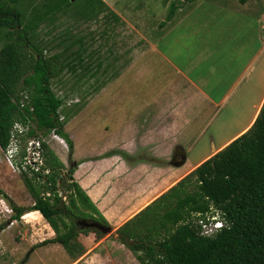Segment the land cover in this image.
<instances>
[{"label": "trees", "instance_id": "16d2710c", "mask_svg": "<svg viewBox=\"0 0 264 264\" xmlns=\"http://www.w3.org/2000/svg\"><path fill=\"white\" fill-rule=\"evenodd\" d=\"M185 1L196 0L173 2L167 21ZM11 2L0 3V28H5L0 36L4 41L0 48V147L5 150L9 146L15 123L33 124L28 137L55 132L68 143L70 167L64 172L65 164L42 141V168L48 172L22 175L34 204L20 207L1 189L0 194L11 206L14 219L34 210L46 219L55 237L40 245L58 243L70 258L79 260L86 248L76 239L78 232L95 233L98 238L105 235L81 228L76 222L92 219L105 226L110 224L74 179V143L65 131L66 122L60 118L64 101L54 92L52 80L64 71H83L80 77L93 76L96 69L87 63L92 55L83 39L73 37L70 29L45 44L38 38V28L45 17L56 12H72L83 20L99 18L105 11L115 20L120 17L104 0H59L30 19L18 7L21 0ZM66 42L69 43L62 50L52 52ZM45 46L50 48L48 55ZM203 167L211 169L212 178L206 173L203 179L198 176ZM214 213L219 214L224 226L212 236L203 235L199 220ZM114 235L141 264H264V103L246 132L128 220L111 236Z\"/></svg>", "mask_w": 264, "mask_h": 264}, {"label": "rangeland", "instance_id": "374dc122", "mask_svg": "<svg viewBox=\"0 0 264 264\" xmlns=\"http://www.w3.org/2000/svg\"><path fill=\"white\" fill-rule=\"evenodd\" d=\"M58 1L21 0L18 7L25 17L30 19L37 13H44L49 5ZM176 1L178 0H104L120 17L119 20L110 17V13L106 11L100 14L99 18L89 20L77 18L72 12H56L41 22L38 38L45 40L46 44L60 32L70 29L73 37L83 39L87 52L92 55L87 63L92 69H96L95 75L80 77L83 71L77 74L64 71L52 80L54 92L64 101L60 118L65 122L71 111L84 107L90 98L100 94L105 87L119 78H122L121 85L112 86L103 93L105 96L98 97L94 110H114L117 102L111 100L113 94L156 93L172 83H183V93L192 96L197 89L192 87L189 81H198L204 77L205 82L202 79L200 86L206 89L215 102H200L197 97L195 104L189 106L191 123L183 137V145L190 160L184 164L185 169L210 155L214 147H220L228 141L247 125L254 115L255 104H258L264 91V22L260 20L261 14L264 13V0H248L247 2H250L246 5L241 0L185 1V5L175 12L174 18L167 21L170 5ZM3 2L12 4L11 0H0V3ZM200 3L202 5L198 8L197 4ZM188 15L196 18L187 23L181 22V19ZM177 22L185 23L181 26L183 30L177 29L163 40L166 31ZM1 32H5V28H0V36ZM49 33L51 35H48ZM156 42L160 50L149 51V46L157 44ZM3 43L4 41L0 40V48ZM68 43L53 49L52 52L62 50ZM244 46L248 47L243 57L232 63L234 48H237L239 53ZM77 48L78 45L74 47ZM250 49L253 51V64L248 68ZM44 52L46 55L50 54V48L45 46ZM138 58L142 65L140 70L144 68L146 75H133L129 72L123 76L125 71L135 70L137 66L134 62ZM225 58L229 60L225 61ZM178 70L188 73V77L182 78ZM241 72L244 74L240 78ZM234 77L237 78L232 84ZM168 88L170 93L179 92L176 86ZM32 127L33 124L29 125L27 131ZM53 135L54 132L48 135L40 132L35 138L49 144L65 164L66 172L70 167V148L65 140L61 142ZM0 152L5 160L3 151ZM34 168L36 169V166ZM23 172L33 174L28 166L17 169L16 173L22 182ZM20 182L7 165L0 166V188L15 195L22 204L29 203L30 195ZM62 193L64 200L68 202L65 192ZM0 196L3 198L1 194ZM10 209L9 203L0 198V213L3 219L5 214L11 218L14 212H10ZM214 215L220 218L218 213ZM3 222L6 223L4 220ZM63 255L64 257L61 254L56 255L55 261L49 264H66L67 255ZM26 259L17 262L0 254V264H23ZM44 259L43 254H39L34 264H42Z\"/></svg>", "mask_w": 264, "mask_h": 264}, {"label": "crops", "instance_id": "0c3cea01", "mask_svg": "<svg viewBox=\"0 0 264 264\" xmlns=\"http://www.w3.org/2000/svg\"><path fill=\"white\" fill-rule=\"evenodd\" d=\"M247 1L245 5L250 2ZM197 5L200 8L202 3ZM261 16L260 20L264 22V13ZM193 18L196 17L188 15L181 19V22L187 23ZM178 22L166 31L163 40L177 29L183 30L181 26L185 23ZM248 45H251V41ZM247 47L241 48L239 53L237 48H234L232 63L243 57ZM149 49L160 50L158 43L151 44ZM252 53L250 49L248 68L253 64ZM228 60L229 58H225V61ZM134 63L137 66L135 70H127L123 76L129 72L133 75H146L144 68L140 70L142 65L139 58ZM242 72L239 73L240 78L244 74ZM178 74L184 79L188 77V73L182 70H178ZM236 78H233L232 84ZM121 79L110 83L100 94L90 98L84 107L71 111L65 124V131L74 143L71 156L76 163L74 179L109 222L114 233L182 178L246 132L253 125L264 103L263 91L260 101L255 104L254 115L247 125L220 147H214L210 155L184 169L190 160L183 145V137L191 123L189 106L195 104L197 97L200 102L206 100L210 103L215 102L206 89L200 86L202 79L205 82L204 77L198 81H189L192 87L197 89L192 96L183 93V83L179 85L172 83L168 87L176 86L179 92L170 93L169 88L165 87L156 93H116L117 95L111 96V100L117 102L114 110L111 112L94 110L98 97L105 96L103 93L112 86L121 85ZM1 165H7L11 172L17 175L20 184L26 187L21 177L2 157ZM205 167L198 170V176L203 179L206 173L212 178L211 169L206 170ZM0 189L17 206L30 207L34 203L27 187L25 189L30 195L28 198L30 202L26 204H22L12 193ZM0 198L3 199L1 196ZM11 211L13 212L12 209ZM28 214L30 216L26 217ZM13 215L14 213L10 218L5 214L3 219L0 213V254L11 260L18 262L27 258L23 264H34L36 257L43 254L45 259L41 263L49 264L55 261L56 255L61 254L64 257L65 253L66 264H141L128 247L116 240L117 235L98 238L95 233L82 232L76 234V239L85 246L86 253L79 260H73L58 243L40 245L46 239H53L55 232L39 211H28L18 220L14 219Z\"/></svg>", "mask_w": 264, "mask_h": 264}, {"label": "built area", "instance_id": "2783aa9c", "mask_svg": "<svg viewBox=\"0 0 264 264\" xmlns=\"http://www.w3.org/2000/svg\"><path fill=\"white\" fill-rule=\"evenodd\" d=\"M29 125L15 123L11 132L10 144L7 149H2L5 160L15 172H17V169L28 166L32 172L41 170L40 172L44 171L47 173L48 170L42 168L44 165L42 140L26 136L29 132V130L27 131ZM53 137L64 142V139L55 132ZM34 166H36V169ZM212 217L213 219L211 220V214H206L205 218H200L199 224L202 226L203 235L212 236L224 226V222L220 218H216V215H212Z\"/></svg>", "mask_w": 264, "mask_h": 264}, {"label": "water", "instance_id": "95a60500", "mask_svg": "<svg viewBox=\"0 0 264 264\" xmlns=\"http://www.w3.org/2000/svg\"><path fill=\"white\" fill-rule=\"evenodd\" d=\"M81 228H90L102 232L104 235L114 234L112 227L105 226L100 222L92 219H80L76 222Z\"/></svg>", "mask_w": 264, "mask_h": 264}, {"label": "bare ground", "instance_id": "6f19581e", "mask_svg": "<svg viewBox=\"0 0 264 264\" xmlns=\"http://www.w3.org/2000/svg\"><path fill=\"white\" fill-rule=\"evenodd\" d=\"M1 156V155H0ZM2 157V156H1ZM30 216V214H28L26 217Z\"/></svg>", "mask_w": 264, "mask_h": 264}]
</instances>
